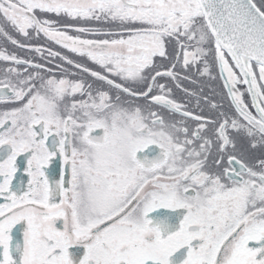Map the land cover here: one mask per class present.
I'll use <instances>...</instances> for the list:
<instances>
[{
	"label": "snow or ice",
	"instance_id": "1",
	"mask_svg": "<svg viewBox=\"0 0 264 264\" xmlns=\"http://www.w3.org/2000/svg\"><path fill=\"white\" fill-rule=\"evenodd\" d=\"M0 264H264V0H0Z\"/></svg>",
	"mask_w": 264,
	"mask_h": 264
}]
</instances>
